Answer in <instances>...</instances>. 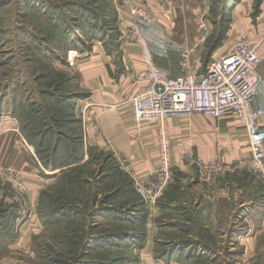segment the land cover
<instances>
[{
	"label": "crops",
	"instance_id": "0c3cea01",
	"mask_svg": "<svg viewBox=\"0 0 264 264\" xmlns=\"http://www.w3.org/2000/svg\"><path fill=\"white\" fill-rule=\"evenodd\" d=\"M166 1L141 0L143 8L154 12L157 21L147 23L141 20L139 26L149 43L157 67L171 77H177L182 74V50L196 38L194 18L201 0H171L170 6ZM229 14L230 27L221 50L229 48L241 35H247L254 42H261L259 52L263 60L259 72L263 84L253 105L256 108L264 107V0L258 5L255 0H237ZM100 40L92 42L85 51L79 50L75 56L77 59L70 58L68 62L73 67L77 64V92L83 94L76 101L75 113L77 111L78 118L83 122L84 144L89 150L109 153L117 163L113 155L116 150L128 159L136 171L147 174L158 165L157 131L151 124H136L127 103L141 85L134 77L136 72L145 67L140 47L133 42L124 44L121 39L118 46L113 48L108 42V36ZM5 111L1 107L0 165L13 167L27 175L24 178L27 198L31 202L29 205L36 208L41 193L57 176L58 170H52L40 161L35 146L27 143L17 116ZM261 123L264 127V117ZM168 129L172 142L174 178L160 200V212L155 226L146 227L147 235L143 244L139 246L133 241L130 246L138 250V264H180L187 258L191 259L192 253L189 251L195 247L193 245L216 249L211 257L217 259L222 256L221 250L225 247L233 251L232 255L234 250L238 252L242 247V253L245 254L250 247L249 243H255L257 234L264 233L262 184L259 182L261 185L258 187V180L249 171L226 176L223 174L215 182L204 180L185 155L193 153L211 160L221 152L229 161L249 157L250 150L243 125L231 115L216 119L193 113L190 116H171ZM2 187H5V183L0 179V196L5 198L7 194ZM12 190L15 194L12 202L21 206L17 213L18 219L25 205L28 208V202L24 205L13 187ZM25 215L23 220L36 214L26 211ZM193 215L205 224V228L209 227L216 233L218 240L215 248L202 241L195 244L183 240L186 245H176L165 255H157L154 245L158 235L167 228L177 229L181 224H189ZM181 231L187 232L186 228ZM171 244L174 243L168 246ZM181 249L185 251L183 257L178 256ZM230 261L234 263L233 257ZM238 262L237 258L235 263Z\"/></svg>",
	"mask_w": 264,
	"mask_h": 264
},
{
	"label": "rangeland",
	"instance_id": "374dc122",
	"mask_svg": "<svg viewBox=\"0 0 264 264\" xmlns=\"http://www.w3.org/2000/svg\"><path fill=\"white\" fill-rule=\"evenodd\" d=\"M236 1H211L208 15L212 30V38L208 44L211 50L217 47L215 46L217 43L225 44L227 19H230L229 13ZM117 13V8L111 0H0V112L1 107L5 108L6 113L17 116L21 126H25V123L29 125L31 129L25 127L31 132L38 130L40 126L32 123L35 120L34 117L39 116L37 112L55 114L59 117V121L52 122L54 129L67 134L73 132L62 118H66L67 115L70 118L78 117L77 111V114H73L75 108L69 109L66 104L63 105V110L54 108V100L51 98L50 101V97L46 94L44 96L43 93L46 90L51 91L54 93L53 98H57L58 95L63 98L68 93H78L77 64L74 67L69 65V59H77L75 56L79 50L85 51L92 42L102 41L100 39L107 36L108 42L116 48L121 40L123 27V22ZM221 47L216 51H220ZM206 55L207 51L203 56L204 64L211 56ZM63 124L65 126L61 127ZM77 155L83 156L84 162L78 167L73 168L72 165H68L60 168L57 176L55 175L41 193L36 208L32 204L29 205L31 202L27 194L20 195L16 191L20 199L25 195L26 201L22 203L28 202V208L25 205L18 219L17 213L21 206L15 202L12 207L8 204V202L13 203L12 198L15 194L10 183L1 178L5 183V187L2 188L7 195L5 198L0 196V208L6 206L11 208L3 220L0 218V264H79L77 261L86 262L85 260L90 257L87 256L89 254L101 259H113L115 264H138L137 249L105 245L104 242L106 243L108 238L101 240L103 243L101 245L97 243V235L88 237L96 231L100 233L120 230V226L113 223L117 219L128 222L129 229L132 228V230L139 225L135 214L131 217L127 216L129 208H133L135 204L140 208L141 204L133 189L128 195L126 192L124 196L122 193L116 195L113 193V197L119 195L118 198L103 199L108 197L109 188L119 189L124 180L131 181L129 174L120 166V169H117L115 167L117 163L110 156L95 149L90 151L85 144ZM0 168L20 176L23 181L27 176L23 171L13 167L0 165ZM247 171L230 173L241 174ZM74 176L81 177L87 183L84 186L80 185L81 183H68ZM254 177L258 180L256 182L259 187L261 182L256 176ZM88 179L91 180L90 184ZM109 179L110 182H105ZM100 182L114 185L100 186ZM231 192L234 191L231 190ZM127 196L131 202L128 206H124L126 202L123 201ZM94 198L95 202H93ZM61 204L81 206L84 208L82 213L84 216L73 218V214L68 209L64 213L55 212L53 206L57 205L60 208ZM25 210L36 215L23 220L26 216ZM90 210L96 213L97 219L91 220ZM10 212L13 214L10 215ZM161 215L162 213L160 218ZM92 223H96L95 227H92ZM204 225L193 215L189 224H181L177 229L167 228L157 237L154 245L155 253H168L176 245L184 246L183 240L195 244L202 241L215 248L218 237ZM184 228L186 233L181 231ZM88 239L92 240L91 244L94 247L84 248V243H88ZM170 243L174 244L168 246ZM193 246L195 247L189 251L192 253L191 259L187 258L185 261L183 259L180 264H232L230 261L232 257L233 264H264V233L262 232L257 234L254 244L249 243L250 247L245 254L242 253V247L238 249L239 253L234 250L233 255V251L225 247L221 250L222 256L217 259L211 257L216 249ZM83 251H89V254H86L84 258H78ZM184 255V249L179 250L178 256ZM237 258L239 262L235 263Z\"/></svg>",
	"mask_w": 264,
	"mask_h": 264
},
{
	"label": "built area",
	"instance_id": "2783aa9c",
	"mask_svg": "<svg viewBox=\"0 0 264 264\" xmlns=\"http://www.w3.org/2000/svg\"><path fill=\"white\" fill-rule=\"evenodd\" d=\"M122 20L121 39L124 44L133 42L140 47L144 69L134 74L140 89L127 101L136 124H151L158 135V165L147 174L136 171L133 165L116 150L113 151L118 165L133 180L147 211V227L155 226L160 212V200L174 178L172 142L168 129L171 116H190L200 113L211 118L233 116L244 127L250 156L229 161L221 152L211 160L187 153V160L194 165L201 178L215 181L223 174L248 170L264 187V107L253 103L263 84L259 72L263 55L261 42L250 40L247 35L238 37L229 48L216 51L204 64L203 56L212 35L209 25L211 2L201 0L195 14L196 38L182 50V74L171 77L159 69L154 61L149 43L142 34L139 22L157 21L150 9L143 8L141 0H111ZM169 6L171 0H167ZM118 18V21H119ZM121 32V29H120ZM5 179L18 192L26 194L27 188L20 176L0 168V179ZM25 196V195H24ZM21 196V201H26ZM25 205V203H23Z\"/></svg>",
	"mask_w": 264,
	"mask_h": 264
},
{
	"label": "trees",
	"instance_id": "16d2710c",
	"mask_svg": "<svg viewBox=\"0 0 264 264\" xmlns=\"http://www.w3.org/2000/svg\"><path fill=\"white\" fill-rule=\"evenodd\" d=\"M260 2H261V0H256V5H258ZM227 25H228V27H226L224 37H226L227 31L230 27V19H227ZM211 38H212V35L209 39V42H210ZM209 42H208V44H209ZM222 43L223 42H221L220 45L218 43L215 44V46H217V47L213 50H211L207 44L209 49H207L208 47L206 48V51H207L206 56H208V55L212 56L213 53H215L216 50L223 45ZM211 56H210V58H211ZM207 62H205V63H207ZM57 90H59V88H57ZM45 94L47 95V97H50L49 98L50 101H51V98L54 100V104H53L55 106L54 108H60L61 110L64 109L63 105H65V104H66L67 108H69V109L71 107L75 108L76 101L78 99H80L81 97H83L82 93H71V94L68 93V95L64 96L63 98L59 97V95L57 96V98H53L54 93L51 91H48V90L44 91L43 95L45 96ZM37 113L39 116L34 117L35 120L32 123L36 124V125H40L38 130H36L34 132L28 131V129L26 127L30 128V129H31V127L29 125H27L26 123H25L26 127L22 126V129H23V132L26 136L27 143L29 142L35 146L36 154L39 157L40 161H42L43 164L46 165L47 167L52 168V170H58V171L60 168L62 169L63 167L68 166V165H72L73 168L81 165L84 158H83V156L80 157L77 154H78V151H80V148H82V146L84 145V127H83L82 119L78 118L77 116H75L76 118L75 117L70 118V117H68V115L66 118H62V121H65L66 125H69L68 127H70V129L73 130V132L67 134L63 131H59V129L58 130L54 129L52 122L54 121V123H56L59 121V117H56L55 114H48V113L43 114V112H42V114H41V112H37ZM74 113H75V111H73V114ZM64 126L65 125L63 124V126H61V127H64ZM82 128H83V132H82ZM90 151H92V149ZM103 154H106V153H103ZM106 155L111 157V155L109 153H107ZM116 165L117 166H115V167L118 169L119 168L118 163ZM90 181L91 180L88 179V182H89L88 184L91 183ZM110 181L111 180L105 181V182H110ZM68 183H71V184H80L81 183L80 185L84 186L85 183H87V182L84 181L83 179H81V177H79V176L78 177L74 176L72 180L68 181ZM94 184H95V182H94ZM99 185L100 186L105 185V187H110L114 184L108 185V184H104V183L100 182ZM131 189H133L136 192L133 180L132 179H131V181L130 180H128V181L124 180L123 184L121 185V187L119 189L116 187L112 188V189L109 188L108 197H106V198L104 197L103 199L109 200L111 198H118L119 195H117L116 197H113V193L115 195L122 193L123 196L127 193V195H128L130 193ZM136 194L138 195L140 202H141L140 208H138V206L135 204V206L133 208H131V209L129 208L127 210V216L128 217H131V216H133V214H135V218L138 219L137 222L139 223V225L137 227H135L134 230H132V228L129 229L128 222H124L120 219H117V220L113 221V223L120 226V230H108L106 232H100V233L98 231H96V232L92 233L91 235H89L88 237H92L93 234L97 235L98 236L97 237V243L101 244V245H103L101 240L108 238V241L106 243L104 242L105 245L111 244V245H115V246H121V248H123V249L124 248L132 249V248H130V246L133 244L132 243L133 241H135L136 244H138L139 246L141 244H143V242L146 239V235H147V228L146 227H147L148 215H147V211H146V207H145L144 202L141 201L142 199L137 192H136ZM128 199L130 200V198H128V196H127L124 201L122 200L123 202H126L124 204V206H126V205L128 206V203L131 202V200L128 201ZM93 202H95V198H94ZM8 204L12 207L15 203L14 202L13 203L8 202ZM10 206L0 208L1 220H3V218L8 215L9 208H11ZM59 206H60V208L57 207V205L53 206L55 212L64 213V211L66 209H68L70 211V213L73 214V216H72L73 218L84 216V214H82L84 208H81V206H79V205L75 204V205L70 206V204L69 205L68 204H61ZM70 213L68 212V214H70ZM94 214H95V216H94ZM89 215L91 217V220H93L95 218L97 219L96 213L93 210L89 211ZM128 217H126L127 220H129ZM133 222H135V221H133ZM91 225H92V227H95L96 223H92ZM91 243H92V240L88 239V243L87 242L84 243V248L85 247H87V248L94 247L93 244H91ZM83 252L81 253V255L78 258H81V257L84 258L86 256V254H89V251H85L84 253ZM165 253H167V252H165ZM165 253H160L157 255L162 256V255H165ZM87 256L88 257L90 256V257L85 260L86 262L77 261V263H79V264H86V263H89V264H115V260H113V259L112 260L111 259H101V258H97V257L90 255V254ZM129 261H130V258H129Z\"/></svg>",
	"mask_w": 264,
	"mask_h": 264
}]
</instances>
